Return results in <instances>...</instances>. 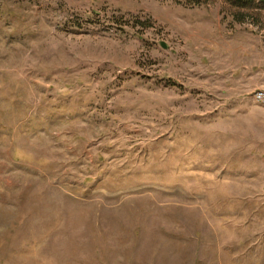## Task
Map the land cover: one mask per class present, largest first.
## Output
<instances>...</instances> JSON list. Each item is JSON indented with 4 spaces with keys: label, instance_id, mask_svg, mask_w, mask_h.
Here are the masks:
<instances>
[{
    "label": "rangeland",
    "instance_id": "1",
    "mask_svg": "<svg viewBox=\"0 0 264 264\" xmlns=\"http://www.w3.org/2000/svg\"><path fill=\"white\" fill-rule=\"evenodd\" d=\"M260 0H0V264H264Z\"/></svg>",
    "mask_w": 264,
    "mask_h": 264
},
{
    "label": "built area",
    "instance_id": "2",
    "mask_svg": "<svg viewBox=\"0 0 264 264\" xmlns=\"http://www.w3.org/2000/svg\"><path fill=\"white\" fill-rule=\"evenodd\" d=\"M253 99H254L255 102L264 105V89L256 91L253 94Z\"/></svg>",
    "mask_w": 264,
    "mask_h": 264
},
{
    "label": "trees",
    "instance_id": "3",
    "mask_svg": "<svg viewBox=\"0 0 264 264\" xmlns=\"http://www.w3.org/2000/svg\"><path fill=\"white\" fill-rule=\"evenodd\" d=\"M250 1H253V0H250ZM260 2H262L264 4V0H260Z\"/></svg>",
    "mask_w": 264,
    "mask_h": 264
},
{
    "label": "crops",
    "instance_id": "4",
    "mask_svg": "<svg viewBox=\"0 0 264 264\" xmlns=\"http://www.w3.org/2000/svg\"><path fill=\"white\" fill-rule=\"evenodd\" d=\"M264 86V85H263Z\"/></svg>",
    "mask_w": 264,
    "mask_h": 264
}]
</instances>
